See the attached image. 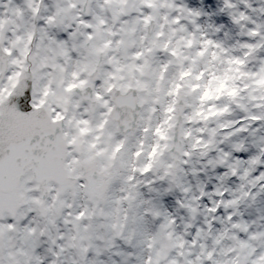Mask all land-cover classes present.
Segmentation results:
<instances>
[{
	"label": "snow or ice",
	"instance_id": "1",
	"mask_svg": "<svg viewBox=\"0 0 264 264\" xmlns=\"http://www.w3.org/2000/svg\"><path fill=\"white\" fill-rule=\"evenodd\" d=\"M0 264H264V0H0Z\"/></svg>",
	"mask_w": 264,
	"mask_h": 264
},
{
	"label": "rangeland",
	"instance_id": "2",
	"mask_svg": "<svg viewBox=\"0 0 264 264\" xmlns=\"http://www.w3.org/2000/svg\"><path fill=\"white\" fill-rule=\"evenodd\" d=\"M208 7H211V5H208ZM210 15V14H209ZM210 18H211V16H210ZM222 22V21H221Z\"/></svg>",
	"mask_w": 264,
	"mask_h": 264
}]
</instances>
